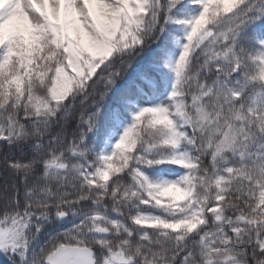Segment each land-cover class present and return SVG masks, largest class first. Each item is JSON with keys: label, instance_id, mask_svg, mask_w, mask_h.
<instances>
[{"label": "snow or ice", "instance_id": "6c2138e0", "mask_svg": "<svg viewBox=\"0 0 264 264\" xmlns=\"http://www.w3.org/2000/svg\"><path fill=\"white\" fill-rule=\"evenodd\" d=\"M0 264H264V0H0Z\"/></svg>", "mask_w": 264, "mask_h": 264}]
</instances>
